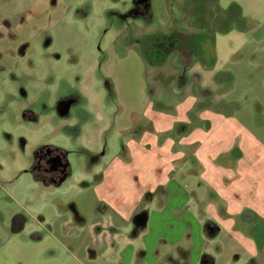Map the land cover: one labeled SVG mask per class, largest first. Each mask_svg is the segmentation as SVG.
Listing matches in <instances>:
<instances>
[{
    "label": "rangeland",
    "instance_id": "obj_1",
    "mask_svg": "<svg viewBox=\"0 0 264 264\" xmlns=\"http://www.w3.org/2000/svg\"><path fill=\"white\" fill-rule=\"evenodd\" d=\"M205 33L210 70L182 46ZM173 34L189 39L156 64ZM187 71L264 140V0H0V264L85 237L90 194L112 191L105 173L129 160L140 104L171 105Z\"/></svg>",
    "mask_w": 264,
    "mask_h": 264
},
{
    "label": "crops",
    "instance_id": "obj_2",
    "mask_svg": "<svg viewBox=\"0 0 264 264\" xmlns=\"http://www.w3.org/2000/svg\"><path fill=\"white\" fill-rule=\"evenodd\" d=\"M179 37L154 50L156 64ZM209 37L182 45L206 70L216 60ZM184 75L173 76L180 98L168 107L140 104L129 160L103 172L112 191L90 194L89 217L78 224L85 237L54 238L64 256L24 264H264V140Z\"/></svg>",
    "mask_w": 264,
    "mask_h": 264
},
{
    "label": "trees",
    "instance_id": "obj_3",
    "mask_svg": "<svg viewBox=\"0 0 264 264\" xmlns=\"http://www.w3.org/2000/svg\"><path fill=\"white\" fill-rule=\"evenodd\" d=\"M207 12H208V13L211 12V8L206 9V11H205V15H207ZM226 12H227V11H226ZM227 13H228L229 15L227 16L226 19H228V22H229V25H230V26H228V27L226 28V31H229V30L231 29V27H233V26H231V22H232L231 19L235 20L236 22H237L238 19H237V17L233 16V14H230L229 11H228ZM231 16H232V17H231ZM182 21H187V23L184 24V25H182V24H181ZM235 21L232 22V24H234ZM178 24H180L181 26L185 27V28L188 29L189 31L194 32V31L196 30V28L192 26L191 21H190L189 19L183 18V19H181V21H179ZM175 26H176V25H175ZM233 28H235V27H233ZM205 29H208V30H209V26L207 27V24H206V26H205ZM219 30H221V29H219ZM219 30H218V31H219ZM235 30H237V29L235 28ZM215 32H217V31L215 30ZM192 36H194V35L189 36V37H191L190 39L193 38ZM189 37H188V38H185V36H180L181 39H189ZM194 37H195V36H194Z\"/></svg>",
    "mask_w": 264,
    "mask_h": 264
}]
</instances>
